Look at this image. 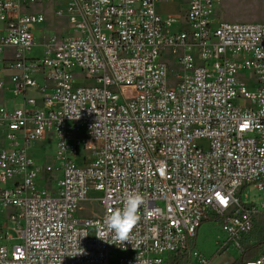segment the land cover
<instances>
[{
	"label": "built area",
	"instance_id": "obj_1",
	"mask_svg": "<svg viewBox=\"0 0 264 264\" xmlns=\"http://www.w3.org/2000/svg\"><path fill=\"white\" fill-rule=\"evenodd\" d=\"M183 1L175 18L158 7L176 0H0V264H172L211 221L243 249L259 211L241 194L264 191V24ZM44 3L69 28L31 57ZM47 140L57 169L29 155ZM130 191L146 203L117 244L102 222Z\"/></svg>",
	"mask_w": 264,
	"mask_h": 264
},
{
	"label": "rangeland",
	"instance_id": "obj_2",
	"mask_svg": "<svg viewBox=\"0 0 264 264\" xmlns=\"http://www.w3.org/2000/svg\"><path fill=\"white\" fill-rule=\"evenodd\" d=\"M181 5L182 7H185L184 1L176 0L173 4L160 5L158 10L162 16H166L165 14H167L178 18ZM51 7L53 8V5L50 4V6H48L44 3L42 6H36L33 8V10L37 12L42 11L47 17V22L35 32L37 47L31 53V57L41 58L43 56V48L40 45L44 43L45 37L52 39L57 36L60 39L64 34L67 35L66 31L69 28L67 20L56 19ZM174 13L177 14L174 15ZM214 17L230 23L264 24V0H221L220 6L215 12ZM177 26L178 25H175V27ZM63 31L65 32L64 34L62 33ZM244 73L250 75V71H245ZM74 74L78 77L83 76L81 70H75ZM7 78H9V76H7ZM78 82H80V80ZM56 148V142L53 140L36 142L29 149V155L34 159L36 164L44 170L49 166L57 169L59 166V160L57 159ZM43 175V180L41 177L37 180L36 189L38 191H44L46 182L49 191L53 192L56 190L57 184L55 182L60 177V173L58 171H55L52 174L43 172ZM241 196L245 205L255 206L259 212L262 211L264 191H260L256 186L252 185L244 189ZM96 197H99V194H92V198ZM85 207L87 211L94 210L96 214L101 213L100 208L95 202L87 203ZM0 223H7L10 227L14 226L13 222H6L5 213L1 209ZM10 232L14 234L13 231ZM263 241L264 218L261 215L256 216L253 228L242 237L240 241V245L243 248L242 250H237L235 244L228 240V236L223 231L222 225L219 221L205 222L199 230L196 243H193L190 246L184 257L172 264H200V260L204 257L211 261V264H238L243 252L246 249H250L253 245L260 244L258 253L255 257L262 254L264 252ZM126 257L127 254L123 252L114 255L115 260L125 259Z\"/></svg>",
	"mask_w": 264,
	"mask_h": 264
},
{
	"label": "clouds",
	"instance_id": "obj_3",
	"mask_svg": "<svg viewBox=\"0 0 264 264\" xmlns=\"http://www.w3.org/2000/svg\"><path fill=\"white\" fill-rule=\"evenodd\" d=\"M145 203L138 191H130L124 194L122 208L108 211L102 223L113 241L117 244L130 241L133 230L141 219L140 209Z\"/></svg>",
	"mask_w": 264,
	"mask_h": 264
},
{
	"label": "trees",
	"instance_id": "obj_4",
	"mask_svg": "<svg viewBox=\"0 0 264 264\" xmlns=\"http://www.w3.org/2000/svg\"><path fill=\"white\" fill-rule=\"evenodd\" d=\"M259 245L260 244H257V245H253L250 249H246L242 256H241V259L240 261L238 262V264H240L241 262L243 261H246V260H250V259H253L257 253H258V250H259ZM237 264V263H236Z\"/></svg>",
	"mask_w": 264,
	"mask_h": 264
},
{
	"label": "crops",
	"instance_id": "obj_5",
	"mask_svg": "<svg viewBox=\"0 0 264 264\" xmlns=\"http://www.w3.org/2000/svg\"><path fill=\"white\" fill-rule=\"evenodd\" d=\"M219 6H220V5H219ZM219 6H218V7H219ZM218 7H217V9H218ZM216 11H217V10H216ZM176 14H177V13H174V15H176ZM165 15H167V14H165ZM263 204H264V203H263ZM256 208H257V207H256ZM257 210H258V209H257ZM259 215H261V216L264 218V208L262 209V211L259 212L258 216H259ZM255 258H256V257H255ZM217 264H220V263H217Z\"/></svg>",
	"mask_w": 264,
	"mask_h": 264
}]
</instances>
